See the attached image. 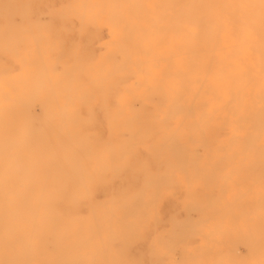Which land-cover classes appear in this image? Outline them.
<instances>
[{
  "label": "bare ground",
  "instance_id": "6f19581e",
  "mask_svg": "<svg viewBox=\"0 0 264 264\" xmlns=\"http://www.w3.org/2000/svg\"><path fill=\"white\" fill-rule=\"evenodd\" d=\"M106 134L113 162L93 167ZM217 136L229 138L234 264H264L243 199L255 174L264 200V0H0V264H99L96 237L123 248L116 230L141 233L186 160L208 184L201 152Z\"/></svg>",
  "mask_w": 264,
  "mask_h": 264
},
{
  "label": "rangeland",
  "instance_id": "374dc122",
  "mask_svg": "<svg viewBox=\"0 0 264 264\" xmlns=\"http://www.w3.org/2000/svg\"><path fill=\"white\" fill-rule=\"evenodd\" d=\"M139 132L143 133V130L140 129ZM111 138L106 134L99 139L93 167L98 166L99 159L113 162L106 151ZM125 138L129 139L127 133ZM77 139L79 142V136ZM162 140L159 134L149 137V141L156 145ZM228 143L229 138L217 136L211 141L210 149L201 152L203 160L208 159L213 163L212 177L208 184L196 177L200 165L189 160L184 163L186 172L176 170L173 178H162L159 188L152 194L156 216L145 217L144 230L141 233L138 230L131 237L116 230L122 245H125L123 248L113 245L109 232L104 235L103 240L96 237L91 253L99 257V264H119L118 260L123 256L126 264H156L158 257L162 259V264H234V238L237 237L234 229V176L228 163L223 160ZM110 182L113 185L112 177ZM259 182L255 174L245 179L243 188L247 192L243 199L248 204L252 218V234L261 240L264 237V212L261 209L264 200L263 194L260 195L259 190L262 191L263 187L259 186ZM91 188L94 200L105 202L99 187L92 185ZM131 202L133 207L130 213L134 214H129V219L135 221L134 209L141 210L146 205L142 204L139 197ZM83 212L86 217H90L89 201L84 202ZM239 223L238 229H248L243 221ZM202 227L207 229V233ZM154 240L158 241L154 243ZM167 242L172 246L168 247ZM244 246L247 247L242 242L238 243L239 253L246 259L248 249Z\"/></svg>",
  "mask_w": 264,
  "mask_h": 264
}]
</instances>
